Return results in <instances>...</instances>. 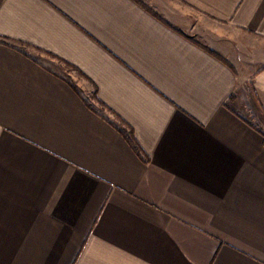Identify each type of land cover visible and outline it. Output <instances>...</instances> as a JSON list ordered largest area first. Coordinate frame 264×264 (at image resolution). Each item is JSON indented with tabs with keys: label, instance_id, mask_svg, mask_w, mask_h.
Listing matches in <instances>:
<instances>
[{
	"label": "crops",
	"instance_id": "1",
	"mask_svg": "<svg viewBox=\"0 0 264 264\" xmlns=\"http://www.w3.org/2000/svg\"><path fill=\"white\" fill-rule=\"evenodd\" d=\"M0 264H264V0H0Z\"/></svg>",
	"mask_w": 264,
	"mask_h": 264
},
{
	"label": "trees",
	"instance_id": "2",
	"mask_svg": "<svg viewBox=\"0 0 264 264\" xmlns=\"http://www.w3.org/2000/svg\"><path fill=\"white\" fill-rule=\"evenodd\" d=\"M122 135L125 137V139L128 141L132 149L136 152V154L145 162L147 161L146 156L144 153H142V150L140 149L139 145L135 141L133 134L131 131H125V130H120Z\"/></svg>",
	"mask_w": 264,
	"mask_h": 264
},
{
	"label": "rangeland",
	"instance_id": "3",
	"mask_svg": "<svg viewBox=\"0 0 264 264\" xmlns=\"http://www.w3.org/2000/svg\"><path fill=\"white\" fill-rule=\"evenodd\" d=\"M76 78L79 79V80L82 79V78H80L78 75H76ZM91 94H92V90L89 89V90L87 91V95H86V96H87L88 98L91 99Z\"/></svg>",
	"mask_w": 264,
	"mask_h": 264
}]
</instances>
